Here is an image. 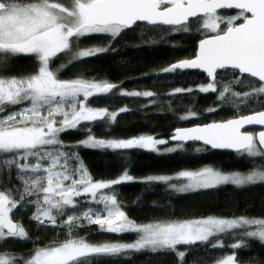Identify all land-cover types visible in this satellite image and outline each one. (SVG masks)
I'll return each mask as SVG.
<instances>
[{"label": "snow or ice", "instance_id": "6c2138e0", "mask_svg": "<svg viewBox=\"0 0 264 264\" xmlns=\"http://www.w3.org/2000/svg\"><path fill=\"white\" fill-rule=\"evenodd\" d=\"M226 9L237 10L236 15L223 17L219 10ZM140 24L153 31L172 33H189L192 25H196L202 38L195 55L171 63L162 71L195 69L206 73L208 82L195 90L216 93L220 102L208 112L224 105L239 112L242 105L256 102L262 104L261 109L224 121L176 128L169 140L152 135L102 139L89 134L79 143L93 149L158 151V146L171 141L174 146L164 149L171 153L183 149L190 141H199L211 149H232L264 159V0H0V65L21 55L36 61L32 73L0 76V173L16 181L13 187L0 185V242L29 239L25 227L13 219L14 210L26 206L34 209L32 220L45 227L67 228L70 235L62 242L37 248L29 258L0 251V264H91L95 257L144 250L172 251L183 261L187 249L177 246L223 247L220 234L236 230H243L237 233L241 237L264 242V218L204 217L150 223L132 220L122 210L115 186L134 178L125 172L118 178L94 180L83 161L70 150L72 146L60 138L62 133L82 125L97 121L114 123L120 113L129 110L127 107L109 110L90 103L93 97L112 94L119 88L117 84L83 77L61 79L59 73L73 61L109 51L110 46L81 48L83 38L105 35L116 40L125 30ZM62 56L68 57L67 63L52 67ZM221 73H232L233 79L220 84ZM246 80L249 91L234 90V84ZM193 91L175 88L169 95ZM120 95L155 94L120 89ZM197 115L189 110L180 119ZM245 126H261L262 130L242 131ZM195 151L202 149L197 147ZM73 160L78 162L74 168L70 167ZM181 179L185 182L170 183ZM145 182L166 183L179 193L220 185L244 186L264 182V165L247 174L225 173L205 166L183 170L175 177L148 176ZM83 223L97 225L107 233H135L137 238L131 243L94 244L83 237L71 236L72 230ZM242 246V239L230 245L233 249ZM216 264H237L236 256L228 254Z\"/></svg>", "mask_w": 264, "mask_h": 264}, {"label": "trees", "instance_id": "16d2710c", "mask_svg": "<svg viewBox=\"0 0 264 264\" xmlns=\"http://www.w3.org/2000/svg\"><path fill=\"white\" fill-rule=\"evenodd\" d=\"M224 17L236 15V12H220ZM223 27V25H221ZM163 36V39L161 37ZM202 38L196 25L189 33H172L150 30L140 24L125 30L116 40L105 35L83 38L79 46H110L109 51L94 57L73 61L60 73L61 79L83 77L95 80H107L119 86L112 94L90 99L93 107H107L129 110L120 113L114 123L97 121L82 125L75 130L62 133L60 138L66 145H71L83 161L88 172L96 181L118 178L127 172L135 180L115 186L117 199L129 218L138 223L163 222L168 220H188L204 217L218 218H264V182L251 185H220L213 189L191 193H179L166 183H146L145 178L152 175L173 174L181 170H196L205 166L229 172L247 173L260 169L264 159L251 158L242 153L217 152L202 145L184 146L176 152H166L165 144L158 146L159 151L146 149H93L80 144L89 134L102 139H128L140 135H152L158 139L169 140L176 128L203 125L224 121L238 114H248L251 110H260V102L242 105L237 110L224 105L215 112L207 109L220 103L216 93H200L197 89L208 79L198 72L165 73L163 68L180 59L191 58L196 53L198 40ZM146 39H155V44L145 43ZM114 49V50H113ZM68 57L57 58L52 67L67 63ZM36 61L31 56L10 58L0 65V76H22L34 72ZM220 84L233 79L232 73H221ZM251 79V78H248ZM175 88H193L191 93L169 95ZM235 91H249L247 80L243 84H234ZM120 89L126 91H152L153 97H129L120 95ZM264 99V98H262ZM189 110L198 115L186 120L180 119ZM255 133V131H251ZM202 149L196 152L195 149ZM78 162L70 161L74 168ZM0 185L16 186L12 177H3L0 173ZM85 199V198H78ZM92 207H99L91 205ZM34 209L26 206L14 210L13 219L21 223L29 239H9L0 242V251L12 253L16 257L29 258L39 247L50 246L70 238L67 228L43 226L31 219ZM60 218H58L59 220ZM233 231L220 234L223 247H211L210 244L199 246H177L187 249L183 261L172 251L153 253L148 250L129 251L114 257H95L91 264H216V261L228 254H235L237 264H264V242L258 239L241 237ZM71 236L83 237L91 243L125 242L131 243L135 233L113 234L102 231L99 226L83 223L72 230ZM244 246L231 248L238 240Z\"/></svg>", "mask_w": 264, "mask_h": 264}, {"label": "water", "instance_id": "95a60500", "mask_svg": "<svg viewBox=\"0 0 264 264\" xmlns=\"http://www.w3.org/2000/svg\"><path fill=\"white\" fill-rule=\"evenodd\" d=\"M219 11L220 12H222V11L236 12L237 10L226 9V10H219ZM197 45H198V43H197ZM196 51H197V48H196ZM182 72H198V73L204 75L207 79H209L207 77L206 73H204L202 70L192 69V70H184ZM191 127H194V126H191ZM184 128H189V127H184ZM243 130H247V131H250V132L251 131H255V133H258L260 130H262V128H261V126H245V128L242 129V131ZM169 143L174 145V142L169 141ZM196 144L202 145V146H204V147H206V148H208L210 150L217 151V152L239 153V152H237L235 150H232V149H211L209 146H206V145L203 144V142H199V141H190L185 146L196 145Z\"/></svg>", "mask_w": 264, "mask_h": 264}, {"label": "rangeland", "instance_id": "374dc122", "mask_svg": "<svg viewBox=\"0 0 264 264\" xmlns=\"http://www.w3.org/2000/svg\"><path fill=\"white\" fill-rule=\"evenodd\" d=\"M221 14V13H220ZM223 16V15H222ZM224 17V16H223ZM226 18V17H225ZM198 89V88H197ZM167 148V147H166ZM159 151V150H158ZM181 171H183V170H181ZM181 171H178V172H175V173H173V174H166L165 176H173V177H175V176H177L178 175V173L179 172H181ZM229 173H231V172H229ZM239 173H241V174H247V173H249V172H247V173H243V172H239ZM152 176H158V175H152ZM135 180V179H134ZM185 181L184 180H173V181H171L170 183H175V184H177V185H179V184H181V183H184ZM125 183V182H124ZM168 185V184H167ZM169 186V185H168ZM104 191H109V190H104ZM96 206H99V207H101L100 205H96ZM137 235V234H136ZM100 243H104V242H100ZM94 244H98V243H94Z\"/></svg>", "mask_w": 264, "mask_h": 264}]
</instances>
